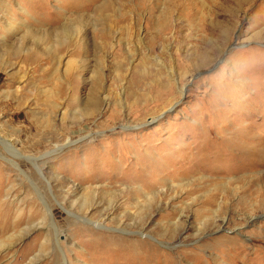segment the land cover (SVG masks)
<instances>
[{
    "label": "rangeland",
    "instance_id": "obj_1",
    "mask_svg": "<svg viewBox=\"0 0 264 264\" xmlns=\"http://www.w3.org/2000/svg\"><path fill=\"white\" fill-rule=\"evenodd\" d=\"M0 264H264V0H0Z\"/></svg>",
    "mask_w": 264,
    "mask_h": 264
},
{
    "label": "bare ground",
    "instance_id": "obj_2",
    "mask_svg": "<svg viewBox=\"0 0 264 264\" xmlns=\"http://www.w3.org/2000/svg\"><path fill=\"white\" fill-rule=\"evenodd\" d=\"M174 25V24H173ZM180 25V24H179ZM178 26V25H177ZM36 160L37 158H35V164H36ZM36 167L38 168V170H40V166L38 164H36Z\"/></svg>",
    "mask_w": 264,
    "mask_h": 264
}]
</instances>
